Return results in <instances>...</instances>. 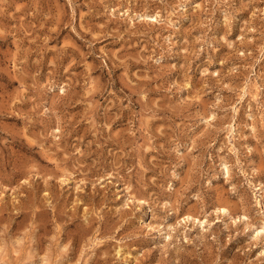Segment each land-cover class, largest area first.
Returning <instances> with one entry per match:
<instances>
[{"label":"rangeland","instance_id":"obj_1","mask_svg":"<svg viewBox=\"0 0 264 264\" xmlns=\"http://www.w3.org/2000/svg\"><path fill=\"white\" fill-rule=\"evenodd\" d=\"M0 264H264V0H0Z\"/></svg>","mask_w":264,"mask_h":264}]
</instances>
